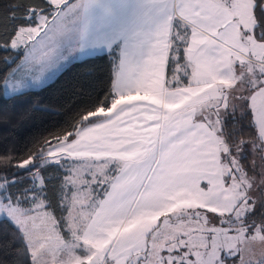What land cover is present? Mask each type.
Listing matches in <instances>:
<instances>
[{
  "label": "snow or ice",
  "instance_id": "1",
  "mask_svg": "<svg viewBox=\"0 0 264 264\" xmlns=\"http://www.w3.org/2000/svg\"><path fill=\"white\" fill-rule=\"evenodd\" d=\"M77 9L119 48L114 95L4 146L0 264H264V0H12L0 34L39 69Z\"/></svg>",
  "mask_w": 264,
  "mask_h": 264
},
{
  "label": "trees",
  "instance_id": "2",
  "mask_svg": "<svg viewBox=\"0 0 264 264\" xmlns=\"http://www.w3.org/2000/svg\"><path fill=\"white\" fill-rule=\"evenodd\" d=\"M12 0H0V11H6ZM0 79L9 75L21 59L22 52H15L7 44V36L0 34ZM118 53L116 50L91 55L71 61L48 84L38 89H28L10 96L0 82V109L12 114L7 123L0 122V153L4 146L15 148L18 158L12 163H22L27 158L26 148H32V141L43 147L39 141L56 132L66 123L85 112L94 110L101 104L107 106L113 94L114 66ZM22 118H30L21 120ZM246 137L252 138L258 133L254 126L245 125ZM50 138V137H49ZM35 162V154L32 156ZM51 175L62 173L51 166ZM20 173L26 170H19ZM55 183V181H53ZM19 245L12 224L0 219V255L11 259V252Z\"/></svg>",
  "mask_w": 264,
  "mask_h": 264
},
{
  "label": "rangeland",
  "instance_id": "3",
  "mask_svg": "<svg viewBox=\"0 0 264 264\" xmlns=\"http://www.w3.org/2000/svg\"><path fill=\"white\" fill-rule=\"evenodd\" d=\"M75 2V0H69ZM78 3V2H77ZM81 10L77 9L75 13L71 14V18L65 27L64 31L59 33L50 44L52 51L51 57L48 59L46 66L41 68L33 67V61L30 55H25L24 49H13L15 52H22L21 59L18 64L13 67L8 75V87H5V94L7 96L20 93L28 89H38L49 82H51L63 69L65 65L74 61L77 51L75 46L78 42L77 32L80 29V24L83 19ZM94 23L81 26L86 31H90ZM97 38V37H96ZM37 40L40 38L37 37ZM11 48V47H10ZM40 56L39 46L36 49V58ZM0 219H3L0 217ZM219 226V225H217ZM127 227V224L124 225Z\"/></svg>",
  "mask_w": 264,
  "mask_h": 264
},
{
  "label": "crops",
  "instance_id": "4",
  "mask_svg": "<svg viewBox=\"0 0 264 264\" xmlns=\"http://www.w3.org/2000/svg\"><path fill=\"white\" fill-rule=\"evenodd\" d=\"M75 2H79V0H75ZM86 22H87L86 18L83 17L80 25L84 27ZM93 23L94 25L90 31H86L85 28L82 29L80 26V29L77 32L78 42L75 46V51H77V55L74 60L82 59V58H85L91 55L107 53V52L109 53V52H112L113 50H116L117 53H119L118 46L113 41L106 40V38L103 35V33L109 31L110 29H108L107 27L101 28L95 22ZM118 59H119V54L117 56V60L114 66V78H115V69H116V64H117ZM67 65H65V67ZM113 94H114V80H113ZM125 119L128 120V119H131V117H127ZM139 123H144V121L141 120L139 121ZM99 134L103 135L104 133H99ZM201 186H204V182H202ZM127 227H129L128 224H127Z\"/></svg>",
  "mask_w": 264,
  "mask_h": 264
}]
</instances>
